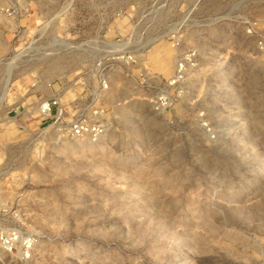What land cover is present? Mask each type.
<instances>
[{
  "label": "rangeland",
  "instance_id": "1",
  "mask_svg": "<svg viewBox=\"0 0 264 264\" xmlns=\"http://www.w3.org/2000/svg\"><path fill=\"white\" fill-rule=\"evenodd\" d=\"M0 264H264V0H0Z\"/></svg>",
  "mask_w": 264,
  "mask_h": 264
},
{
  "label": "built area",
  "instance_id": "2",
  "mask_svg": "<svg viewBox=\"0 0 264 264\" xmlns=\"http://www.w3.org/2000/svg\"><path fill=\"white\" fill-rule=\"evenodd\" d=\"M104 87H106L107 88V84L105 83V86Z\"/></svg>",
  "mask_w": 264,
  "mask_h": 264
}]
</instances>
